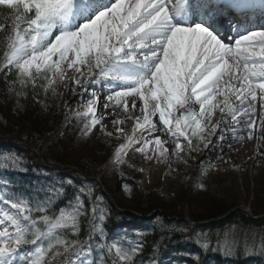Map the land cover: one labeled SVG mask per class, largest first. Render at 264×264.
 Returning <instances> with one entry per match:
<instances>
[{"label": "snow or ice", "instance_id": "1", "mask_svg": "<svg viewBox=\"0 0 264 264\" xmlns=\"http://www.w3.org/2000/svg\"><path fill=\"white\" fill-rule=\"evenodd\" d=\"M0 9L5 92L23 97L30 87L38 98L68 88L78 107H64L84 120L81 135L112 136L107 118L124 138L113 165L129 152L187 164L200 145L221 159L245 134L264 139V0H0ZM101 92L102 109L124 119L98 115ZM5 163L23 167L15 156ZM15 187L0 182V264H147L136 259L141 232L108 236L109 212L90 185Z\"/></svg>", "mask_w": 264, "mask_h": 264}, {"label": "rangeland", "instance_id": "2", "mask_svg": "<svg viewBox=\"0 0 264 264\" xmlns=\"http://www.w3.org/2000/svg\"><path fill=\"white\" fill-rule=\"evenodd\" d=\"M32 90V88H28L29 92ZM57 93L62 97L63 104L68 102L73 110L77 109L78 104L75 102L77 97L70 96L68 88L60 85L57 87ZM101 99L104 100V98ZM101 112L103 111L100 110ZM115 113L119 115L123 111L117 110ZM66 114L68 115L67 121ZM134 114L138 115L139 113L135 112ZM104 115L106 117H115L112 114ZM217 117L219 118V116ZM83 123V119H75L73 114L69 113L68 109L64 107L63 118L58 132L50 136L45 142L32 145L36 152L29 148L27 146L29 144L23 140L27 145L22 144L19 137H8L0 134V149H4V153L0 154L4 159L17 156L19 159L23 157L34 160L36 156L40 160V163L34 166L38 181L47 179L51 182L59 179L60 175L68 170L76 171L81 177H84L85 172L81 168L82 162L101 161L91 173V177L95 178L90 179L92 181H89L90 183L88 184L94 189V197H96V192L106 193L112 199L113 205L119 213L128 211L138 216L140 215L137 211L131 209L134 202L128 197L129 193L126 191L131 189H137V192L145 193L150 198L154 197L155 200L157 199L156 202L163 206L166 204L175 206L187 204L189 199L200 201L201 197H204L206 193H219L230 197L236 202L232 209L242 207L250 209L252 213H254L253 208L257 204L264 202L263 193L261 192L262 187H264V155H262L264 154V140L258 138V135L257 138L254 137L257 134V132L255 134V131L253 138H255L256 142L253 148L249 151L242 150V153L240 152L242 155H235L231 151L228 153L229 149H227L223 157L217 159L216 154L207 152V149L200 145L201 151L194 153L192 156L186 155L187 164L176 160L172 155H169L166 160L156 162L155 160H146L141 153L129 152L128 157L125 158L126 163L116 166L110 163V160L115 149L124 142V138L122 136L117 137L111 119L106 118L103 121L106 131L113 133L110 137L101 131H94V134L89 136L81 135L80 128ZM132 126L131 122H126L123 125L125 132L131 134ZM229 138L230 135L226 136V140L231 139ZM245 138H247L246 134ZM162 139H167V137H162ZM102 142L106 145H101ZM51 143H57V146L52 149L47 147ZM236 143L237 141L233 144L235 145ZM18 150H21L23 154L16 155L15 152ZM49 150L53 154H50ZM206 154L208 156L207 160L205 159ZM47 157L58 158L59 163L53 165V167L48 166L46 164ZM210 164L212 165L211 167H209ZM139 169H143V171ZM205 169H207L206 172H204ZM18 171L21 175L26 174V171ZM7 172L5 165L0 164V182H9L6 177ZM127 176L131 179L124 180ZM185 183L188 185L187 190L184 187ZM200 183L204 185L203 188L198 187ZM100 203L105 204V201L100 198ZM163 206L156 208L153 214H156V211H163ZM187 212L188 210L185 206V216L183 218L191 220ZM153 214L149 216L151 217ZM174 218L179 221V217H170L172 220ZM259 219L260 216L256 218V220ZM132 222V218L129 217L123 220L122 224ZM183 226L190 230L194 228L191 226L190 221H187ZM228 231L223 236V244L236 242ZM196 237L207 242L205 236L200 238L197 235ZM246 245L249 253L253 254V256L257 253L264 261V229L253 230ZM254 247L256 250H254ZM181 259L185 262L180 263ZM146 260L147 264H199L192 257L173 253L169 250H165L160 254L158 252L153 253L147 256Z\"/></svg>", "mask_w": 264, "mask_h": 264}, {"label": "trees", "instance_id": "3", "mask_svg": "<svg viewBox=\"0 0 264 264\" xmlns=\"http://www.w3.org/2000/svg\"><path fill=\"white\" fill-rule=\"evenodd\" d=\"M4 14L6 13L0 9V18ZM25 91L27 92L26 96H10L5 92L3 80H0V132L6 136L19 137L29 145H37L45 142L50 136L58 132L63 118L64 104L58 93L55 96L51 92L46 95L41 93L38 98H35L33 90L29 92L27 88ZM38 99L43 100L44 103L37 102ZM102 144L105 143L102 142ZM56 146L57 143H51L47 147L52 149ZM49 153L53 154L51 150H49ZM15 154L20 155L23 153L18 150ZM46 159L48 163L53 165L59 163L58 158L47 157ZM21 160L23 161V167L20 170L26 171V174L21 175L18 170H12L9 166L11 184L16 186L12 190L28 192L30 187H43L51 183L50 181H38L34 176V166L40 163L36 156L34 160L23 157ZM2 161L5 162V159H2ZM99 163L101 161L82 162L81 168L87 175H92V171L98 167ZM66 178H71L77 186L89 185L88 183H90L89 180L81 177L78 172L72 170L66 171L60 180ZM128 179L131 178L128 176L124 178V180ZM187 186V183H185L186 190ZM261 190L264 197V187ZM67 191L71 195L73 189L69 188ZM126 191L129 193L128 197L134 202L131 208L134 211L148 214L163 206L156 202L157 199L155 200L154 197L150 198L145 193L137 192V189ZM96 196L105 201V204L102 205L109 212L105 223L109 237L116 236L122 230H127L130 233L133 230L141 232L144 247L136 259H146L147 256L153 253L158 252L160 254L165 250H169L173 253L192 257L199 264H264L263 259L257 253L253 256L246 247V242L253 230L264 229V215L256 220L248 212L235 209L225 218L199 225L194 230L183 226L185 224L183 220L185 206L188 210V216L194 221L212 220L227 214L236 202L230 197L223 196V194L206 193L200 201L189 199L187 204L178 206L166 204L163 206V211H156V214H153L150 218H138L134 213L128 211L119 213L107 195L96 192ZM63 204L64 201L60 200L56 207H62ZM253 211L255 215L264 214V202L257 204ZM129 217L137 222L122 224V221ZM170 217H179L182 221H177L175 218L172 220ZM227 230L236 242L223 244V236ZM83 234L84 229L82 228L81 235L83 236ZM197 235L200 238L205 236L207 242L197 239ZM254 250H256L255 247ZM184 262L183 259L180 260V263Z\"/></svg>", "mask_w": 264, "mask_h": 264}, {"label": "bare ground", "instance_id": "4", "mask_svg": "<svg viewBox=\"0 0 264 264\" xmlns=\"http://www.w3.org/2000/svg\"><path fill=\"white\" fill-rule=\"evenodd\" d=\"M104 96H105V93L104 92H101L100 93V101H99V103H98V115H99V113H100V110H102L103 111V113L104 114H106V115H109V114H112V115H114L115 117L117 116V117H119V118H121V119H124V117H125V113L123 112V113H120L119 115H117V113H115V112H113V111H111V110H103L102 109V105H103V103L105 102L103 99H101V98H104ZM101 100H103V101H101ZM138 109H139V102H138V106H137V110H136V112H138L139 113V111H138ZM120 111V110H119ZM122 111V110H121ZM260 114H261V107H260V103H259V94H258V101H257V114H256V118H257V125L259 124V120H260ZM218 116H219V114H218ZM218 118V117H217ZM256 132H257V134H256ZM255 134H256V136H254V137H256L257 138V135L259 136L258 138H260V136H261V134H260V132L259 131H255ZM230 138L232 139V137L230 136ZM229 138V139H230ZM230 139V140H231ZM261 139V138H260ZM258 140V139H257ZM264 140V139H263ZM239 140H237V143L234 145V144H232V146H231V148H227V149H229L228 150V153L231 151V152H234V154L235 155H242V154H240V152L242 151V150H251L252 148H253V145L255 144V138H251V139H249L248 137L247 138H245V135H244V138L242 139V141L240 140V142H238ZM242 142V143H241ZM258 143V142H257ZM261 147V146H260ZM263 148V147H262ZM254 150V149H253ZM245 152V151H244ZM227 153V154H228ZM242 153V152H241ZM231 154V153H230ZM238 157V156H237Z\"/></svg>", "mask_w": 264, "mask_h": 264}, {"label": "water", "instance_id": "5", "mask_svg": "<svg viewBox=\"0 0 264 264\" xmlns=\"http://www.w3.org/2000/svg\"><path fill=\"white\" fill-rule=\"evenodd\" d=\"M32 148V147H31ZM33 150H34V152H36V150L34 149V148H32ZM237 208H239V209H243V210H246V211H248V212H251V210L250 209H247V208H242V207H237ZM237 208H234V209H237ZM234 209H232V210H230L227 214H225V215H223V216H221V217H219V218H217L218 220L219 219H222V218H224V217H226L227 215H229V213H231ZM215 220V219H214ZM211 221V220H210ZM205 222H208V221H199V222H194V221H192V223L193 224H196V225H198V224H202V223H205Z\"/></svg>", "mask_w": 264, "mask_h": 264}]
</instances>
